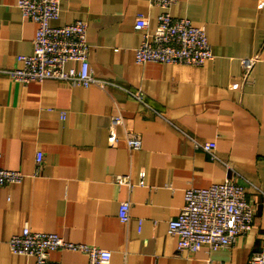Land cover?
<instances>
[{
  "label": "crops",
  "instance_id": "obj_1",
  "mask_svg": "<svg viewBox=\"0 0 264 264\" xmlns=\"http://www.w3.org/2000/svg\"><path fill=\"white\" fill-rule=\"evenodd\" d=\"M16 1L0 0V69L32 51L35 24ZM159 12L150 0H60L50 25L86 23L90 70L111 83L105 90L56 80L24 84L0 73V167L24 175L0 185V264L33 261L8 247L24 227L106 249L108 264H246L264 241V0L172 5L171 16L205 30L213 57L198 66L135 62L142 40L136 15L147 16L152 32ZM255 55L259 61L242 79L240 59ZM66 66L77 70L79 63ZM128 91H141L147 106ZM111 132L115 144L108 142ZM131 136L139 147L127 146ZM196 141L214 142L217 159ZM116 175H127L131 185L117 186ZM227 178L245 188L252 229L230 247L178 253L167 225L185 190ZM122 201L130 202L127 222L118 218ZM49 258L88 262L70 250Z\"/></svg>",
  "mask_w": 264,
  "mask_h": 264
},
{
  "label": "built area",
  "instance_id": "obj_2",
  "mask_svg": "<svg viewBox=\"0 0 264 264\" xmlns=\"http://www.w3.org/2000/svg\"><path fill=\"white\" fill-rule=\"evenodd\" d=\"M179 0H150V4L160 8L156 26L148 30L146 15L138 13L133 27L142 32V40L134 49V59L138 64L155 62L161 64H181L198 66L213 56L205 30L183 17L171 16L169 9ZM60 0H17L15 6L24 19L35 24L32 51L28 55L16 57L17 65L10 69H0L11 80L19 83L56 80L71 85L102 90L111 84L95 78L88 61L89 44L87 25L76 20L62 26H51L50 21L59 15ZM259 61L257 55L240 59L241 78L247 79L254 65ZM77 62L79 68L67 67V63ZM137 102L146 105L141 91H128ZM61 116L62 113H61ZM110 144L116 143L111 132ZM129 148L139 147L137 136L126 139ZM195 147L205 151L216 160L214 142H195ZM36 167L40 168L42 153H36ZM24 175L20 171L0 167V185L20 183ZM143 173L139 185H144ZM113 181L117 186L131 185L127 175H116ZM130 202L119 204L118 218L129 220ZM254 207L245 198V188L233 179L211 184L204 188H189L184 192V203L176 218L170 219L167 233L176 239L178 253H196L202 247L215 250L230 247L239 235L248 233L253 226ZM141 221L138 223L140 230ZM9 250L16 255L33 257L29 264H59L49 258V253L57 250H70L84 253L87 264H108L111 252L83 243L64 240L56 233L36 232L24 227L21 233L8 240ZM246 264H264V241L253 252Z\"/></svg>",
  "mask_w": 264,
  "mask_h": 264
}]
</instances>
